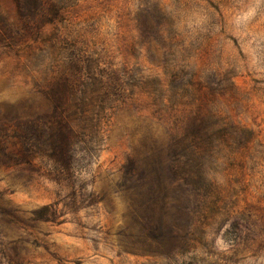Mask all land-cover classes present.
I'll list each match as a JSON object with an SVG mask.
<instances>
[{
    "label": "rangeland",
    "instance_id": "1",
    "mask_svg": "<svg viewBox=\"0 0 264 264\" xmlns=\"http://www.w3.org/2000/svg\"><path fill=\"white\" fill-rule=\"evenodd\" d=\"M0 264H264V0H0Z\"/></svg>",
    "mask_w": 264,
    "mask_h": 264
}]
</instances>
